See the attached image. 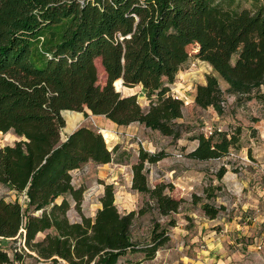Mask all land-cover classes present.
Instances as JSON below:
<instances>
[{
  "label": "trees",
  "instance_id": "1",
  "mask_svg": "<svg viewBox=\"0 0 264 264\" xmlns=\"http://www.w3.org/2000/svg\"><path fill=\"white\" fill-rule=\"evenodd\" d=\"M191 57L212 68L206 83L196 86L197 107L222 114L227 96L236 103H264V5L258 0L251 8L237 0H0V132L19 138L0 148V184L17 196L7 201L0 195V264L23 263L19 249L11 257L4 248L19 240L28 257L53 264L155 259L176 226L173 215L185 203L167 194L166 185H149L144 163L163 156L140 149L132 167V189L149 198L139 212L120 213L115 187L107 184L95 217L82 215L81 222L72 223L70 199L80 211L84 189L74 186L71 172L85 162H114L118 147L110 150L102 134L89 127L62 139V113L88 111L120 127L140 124L179 140L185 101L175 97L172 86ZM97 60L106 73L104 86L98 84ZM119 80L123 88L141 86L148 107L138 95L117 92ZM240 136V129L212 132L189 157L225 158L239 147ZM226 171L221 167L217 178ZM204 193L207 199L215 196L210 189ZM224 209L202 204L211 220ZM149 210L168 220L156 222L150 243L141 245L134 242L132 227ZM139 253L143 259L131 258Z\"/></svg>",
  "mask_w": 264,
  "mask_h": 264
},
{
  "label": "rangeland",
  "instance_id": "2",
  "mask_svg": "<svg viewBox=\"0 0 264 264\" xmlns=\"http://www.w3.org/2000/svg\"><path fill=\"white\" fill-rule=\"evenodd\" d=\"M255 1L237 0V3L242 8H251ZM258 1L264 5V0ZM193 51L194 47H190V52ZM96 66L98 84L104 86L107 77L100 60L96 61ZM209 72L211 69L206 63L191 57L181 73L176 94L185 101V106L183 118L178 120L183 131L179 140L140 124L120 127L88 111L64 112L66 127L62 130V139L80 127H89L102 134L110 150L118 147L114 162L106 165L85 162L71 172L74 186L84 189L80 211L70 199L68 217L72 223L81 222L82 215L95 217L107 184L115 187V204L120 213L139 212L145 207L148 196L132 189V167L139 162V152L143 149L163 156L157 163H144L149 185L153 188L166 185L167 194L185 201L179 213L173 215L176 226L169 229L168 243L158 250L154 260L145 264H264V103L256 99L236 103L234 97L227 96L222 114L197 107L193 94H196V86L206 81ZM133 92H138V100L146 109L149 102L139 87L121 90L122 95ZM260 92L264 93V86ZM237 129L241 130L239 147L231 149L229 156L209 161L189 157L200 140L210 133L231 134ZM221 135L214 139H220ZM18 140L12 132H0V148ZM223 166L227 171L220 180L216 175ZM206 189L215 194L212 199L206 198ZM0 195L7 201L17 198L3 184H0ZM193 196L201 197V201L194 203ZM61 201L59 198L57 203ZM204 203L225 209L217 219L211 220L202 210ZM167 220L154 210L137 216L132 227L134 242L150 243L155 223L165 225ZM43 237L44 234H40L38 239ZM18 243L4 248L11 257L15 248H21L22 264H53L28 257ZM143 257L141 253L131 256L135 260Z\"/></svg>",
  "mask_w": 264,
  "mask_h": 264
},
{
  "label": "crops",
  "instance_id": "3",
  "mask_svg": "<svg viewBox=\"0 0 264 264\" xmlns=\"http://www.w3.org/2000/svg\"><path fill=\"white\" fill-rule=\"evenodd\" d=\"M205 63V62H204ZM207 64V63H206ZM209 67H210V69H211V72H209V73H207V74H210V73H212V68H211V66L209 65V64H207ZM183 71H181L180 73H179V75H178V77H177V81H176V83L172 86V91H174V92H176V90H177V88H176V86H178V84H179V78L181 77V73H182ZM206 74V75H207ZM206 80V79H205ZM206 83V81H202V82H200L199 84H205ZM139 88L141 89V91H143L141 94H144V96H146V94H145V91L143 90V88L141 87V86H139ZM128 95H138V92H133V93H130V94H128ZM147 99V98H146ZM194 99H195V94H193V101H194ZM73 133V132H72ZM72 133H70V134H72ZM69 134V135H70ZM68 135V136H69ZM67 138V136L64 138V139H66ZM100 209V208H99Z\"/></svg>",
  "mask_w": 264,
  "mask_h": 264
},
{
  "label": "built area",
  "instance_id": "4",
  "mask_svg": "<svg viewBox=\"0 0 264 264\" xmlns=\"http://www.w3.org/2000/svg\"><path fill=\"white\" fill-rule=\"evenodd\" d=\"M173 93H174V95H175L176 98H178V99L180 98V97L176 94V92L173 91ZM180 99H181V98H180ZM25 199H26V197L23 198V200H22L23 203H24ZM21 231L23 232V229H22ZM18 244H19V246L22 247L25 251H28V250L26 249V247H25V243H24L23 240H19V243H18ZM258 248L261 249V247H258ZM19 251L21 252V248L19 249Z\"/></svg>",
  "mask_w": 264,
  "mask_h": 264
},
{
  "label": "bare ground",
  "instance_id": "5",
  "mask_svg": "<svg viewBox=\"0 0 264 264\" xmlns=\"http://www.w3.org/2000/svg\"><path fill=\"white\" fill-rule=\"evenodd\" d=\"M115 86H116V89H117L118 91H121V90L123 89L122 81H121V80L117 81V82L115 83Z\"/></svg>",
  "mask_w": 264,
  "mask_h": 264
},
{
  "label": "water",
  "instance_id": "6",
  "mask_svg": "<svg viewBox=\"0 0 264 264\" xmlns=\"http://www.w3.org/2000/svg\"><path fill=\"white\" fill-rule=\"evenodd\" d=\"M121 81H122V86H123V80H121ZM114 86H115V84H114ZM115 88H116V86H115ZM116 91L121 93V91H118L117 89H116ZM64 112H67V111H64ZM64 112L62 114H64Z\"/></svg>",
  "mask_w": 264,
  "mask_h": 264
}]
</instances>
